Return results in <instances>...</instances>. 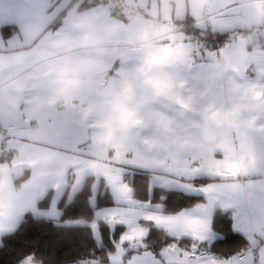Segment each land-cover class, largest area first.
Returning a JSON list of instances; mask_svg holds the SVG:
<instances>
[{
    "label": "crops",
    "instance_id": "obj_1",
    "mask_svg": "<svg viewBox=\"0 0 264 264\" xmlns=\"http://www.w3.org/2000/svg\"><path fill=\"white\" fill-rule=\"evenodd\" d=\"M56 1L0 0V57L3 60V70L0 71V127L3 129L0 132V156L9 155L11 158L9 162L0 160V167L13 180L27 170L21 187L18 183L8 187L9 199L13 205L9 213L23 215L30 209V199L35 198L33 202L39 210L37 216L57 218L56 203L64 191L68 177L72 176V182L67 197L73 193L72 185L76 181L71 166L73 154L67 153L62 147L63 125L69 122L83 136L85 145L99 153V157H90L98 165V177L93 176L102 178L107 189L109 187L104 178V155L107 154L109 166H115L114 146L127 148L129 159L147 165V168H136L151 171L148 189L149 186H160L202 197V201L181 209L191 211L194 205L204 206L202 215L209 225L206 242H212L220 236L211 226L213 213L219 209L230 215L233 230L242 234L249 243L255 236L264 245V239L258 234L260 230H264V159L254 161L250 167L245 161L235 159L232 149L241 143L240 137L216 120L219 110L224 107L234 109L245 98L257 96L258 92L261 93L258 97L264 99V48L259 42L254 39L253 44H245L247 39L239 37L236 32L218 51L204 48L199 40L193 39L173 20L162 23L157 17L155 19L144 10H139L132 15L126 14L128 19L123 21L112 16L110 8L104 4L81 11L71 10L60 25L54 29H46L57 11ZM257 2L264 5V0ZM52 4L54 7L50 9ZM221 7L223 12L235 9L232 24L225 28L213 25L212 19L219 14L210 11L203 16L207 26L205 29L232 32L256 27L252 23L251 10L242 7L241 0H222ZM73 16H79L81 20L70 22L69 18ZM191 20L195 25L193 17ZM4 27L11 29L4 34ZM140 30L151 33L162 44L190 50L193 57L187 61H172L167 66V71L179 72L181 78L160 99H154V88H137V103L144 109L145 119L148 121L143 133L146 139L142 144L117 143L98 148L92 135L100 126L99 121L112 97L120 89L139 80L143 50L127 46L125 39ZM53 38L66 41L63 54H52ZM98 48L103 49V56L96 59L87 71H81L77 57L90 56ZM225 51L246 57L245 68L235 73L243 82L242 87L233 91L225 79L214 78V94L228 96L229 100L227 104L216 100L206 101L203 94L208 89L198 95V90L190 86L191 81L194 78L206 79L210 75L212 61ZM63 74L88 89V104L94 109L93 114L87 115L84 111H78L64 100L57 101L51 94ZM161 121L166 122V126H162ZM209 122L218 129L215 141H206L200 136L199 127ZM170 132L174 135L169 138L167 134ZM160 137H166L161 150L151 152L146 147L147 138ZM255 150L264 155V140L257 141ZM174 160L187 162L193 169H203L204 171L195 173V178L214 179L203 184H195L192 179L182 180L180 178L186 173L174 166ZM161 162H165L163 166ZM233 163H242L247 172L236 176L208 175L209 171L226 172L227 165ZM169 172L174 173L180 183H185L184 186H162L157 183L155 176L158 173ZM93 183L96 186L94 181ZM57 184L61 186L59 190L56 189L57 197L51 195L49 206L38 208V199L45 194L46 189H51L53 193ZM208 185H216L218 189L211 197L203 190ZM108 191L113 204L103 207H112L118 203L114 199L116 192L110 189ZM92 196L89 198L91 204L94 202ZM53 208L55 214L49 215ZM256 259L258 264V253Z\"/></svg>",
    "mask_w": 264,
    "mask_h": 264
},
{
    "label": "snow or ice",
    "instance_id": "obj_2",
    "mask_svg": "<svg viewBox=\"0 0 264 264\" xmlns=\"http://www.w3.org/2000/svg\"><path fill=\"white\" fill-rule=\"evenodd\" d=\"M221 3L222 0H210L209 11L223 14ZM2 70L3 60L0 57V71ZM256 95L259 96L261 93L258 92ZM161 124L166 126L164 121H161ZM63 128L62 147L67 153L73 154L71 166L76 181L72 185V192H75L88 175L98 177L96 171L98 165L90 157H99V153L85 145L83 136L69 122H65ZM114 148L115 166H109L107 154L104 155L106 161L104 178L113 191L119 194V202L112 207L94 208L90 217L63 222V227L84 229L86 239L75 259L63 261L62 264H257V253L258 264H264V245H261L255 236L250 239L248 247L241 248L228 256L221 257L206 250L209 225L202 215L204 206L194 205L191 211L181 209L170 212L165 210L163 203L164 195L170 193L159 195L157 200L151 197L134 198L131 189L123 180V175L127 168H147V165L129 159L127 155L129 149L120 146ZM164 163L161 162L162 166ZM173 163L175 167L186 173L180 178L182 180L190 181L197 176L195 173L204 171L200 168L193 169L187 162L174 160ZM241 172L246 173L247 168L242 163H233L227 165L226 172L209 171L208 175L236 176ZM155 179L162 186L185 184L180 183L171 172L158 173ZM55 187L57 190L61 188L59 184ZM203 190L209 197L218 191L216 185H208ZM34 199L31 198L29 201V213L33 217L39 215ZM54 214L53 208L49 215ZM27 222L28 214L0 215V238L4 241L6 237L15 236ZM258 234L264 239V230H260ZM0 247H4V244ZM18 264H44V262L36 260L33 253L27 254Z\"/></svg>",
    "mask_w": 264,
    "mask_h": 264
},
{
    "label": "clouds",
    "instance_id": "obj_3",
    "mask_svg": "<svg viewBox=\"0 0 264 264\" xmlns=\"http://www.w3.org/2000/svg\"><path fill=\"white\" fill-rule=\"evenodd\" d=\"M242 7L252 12L253 26H264V5L257 0H241ZM70 22H79V16L70 17ZM110 31V30H106ZM254 39H247L245 44L251 45ZM66 41L53 38V55L63 54ZM125 44L132 48L143 50V62L139 68V80L131 85L120 89L111 99L106 112L99 121V127L92 135L93 142L98 148L110 147L112 144L140 145L146 139L144 129L148 121L145 119L144 109L137 103V88H154V99H160L167 95L175 82L181 78L179 72L167 71V66L175 60H190L193 53L188 49L170 47L160 43L155 36L143 30L128 35ZM102 48L95 50L94 54L87 57H77L81 71H87L96 59L103 56ZM246 66V57L235 52L225 51L212 61L210 75L206 79L194 78L190 86L203 94L206 101L216 100L227 104L228 96H216L212 91L215 79H225L233 91L242 87V81L235 73ZM51 90V94L57 101L64 100L68 105L78 111H84L87 115L94 113V109L88 104V89L80 82L71 79L67 74L59 77ZM241 113L243 115H241ZM216 120L227 126L240 137L241 143L233 147L232 153L235 159L245 161L250 167L253 162L264 159V155L255 150L257 141L264 140V99L258 96H249L234 109L224 107L216 114ZM138 121V123H132ZM200 136L206 141H215L218 129L215 124L209 122L199 127ZM174 133H168L172 137ZM146 147L153 153L161 150L166 137L156 139L147 138ZM18 190V189H17ZM12 202L9 199L7 186L5 193L0 198V215H8L12 211ZM3 239L0 238V246Z\"/></svg>",
    "mask_w": 264,
    "mask_h": 264
},
{
    "label": "trees",
    "instance_id": "obj_4",
    "mask_svg": "<svg viewBox=\"0 0 264 264\" xmlns=\"http://www.w3.org/2000/svg\"><path fill=\"white\" fill-rule=\"evenodd\" d=\"M117 0H68L66 4L57 9L56 13L51 17L46 29H54L60 25L65 16L71 10L81 11L98 4L108 5L110 14L117 19L126 21L127 15L125 11L113 7V3ZM52 6L50 9H52ZM192 17L186 15L184 19H177L175 23L181 26L184 31L190 33L192 38L203 43L210 41L211 30H202L193 25ZM11 28L4 27L2 32L5 34ZM243 29L238 31H246ZM220 44L229 40V33L212 31ZM259 42L258 39H255ZM260 44V42H259ZM261 46V44H260ZM262 47V46H261ZM213 49V46H209ZM1 155L0 159H6ZM151 174L150 170L131 167L127 168L123 179L131 188L132 196L138 199L152 198L157 200L159 195H164V205L167 211H178L181 208L193 205L202 201L200 195L191 194L176 189L153 186L151 192L148 189V180ZM27 176L25 172L21 178ZM20 178V177H18ZM17 179V178H16ZM214 178L199 177L192 179L195 184H203ZM18 180H16L17 182ZM93 175L85 177L82 185L76 190L71 197L68 196V190L72 182V176L68 177L64 191L56 203L58 210L57 218H49L44 216L33 217L30 211H25L23 215L28 214V222L23 225L22 229L11 237H6L3 241L4 247H0V264H18V262L26 257L27 254H35L36 260H43L44 264H62L63 261L73 260L81 250L82 244L86 239L85 231L82 228L63 227V222L75 220L77 218H87L92 215L93 209L96 207L109 206L113 204L111 193L108 191L102 178L98 179L95 192L94 202L91 204L89 198L92 196ZM51 189L37 201V207L47 208L49 206ZM231 217L227 212L219 209L215 210L212 216V229L220 236L212 242H206L208 251L223 256L231 255L233 252L248 247L249 241L239 232L233 230L230 223Z\"/></svg>",
    "mask_w": 264,
    "mask_h": 264
},
{
    "label": "rangeland",
    "instance_id": "obj_5",
    "mask_svg": "<svg viewBox=\"0 0 264 264\" xmlns=\"http://www.w3.org/2000/svg\"><path fill=\"white\" fill-rule=\"evenodd\" d=\"M66 2H68V0H57L56 1V6H57L56 9L64 6L66 4ZM209 3H210V0H117L115 3H113V7H115V4H116V7L119 10L125 11V13L128 15H132L133 13H135L136 11H139V10H144L146 13L153 16L154 18L157 17L158 20H160L162 23H164L165 21L168 22L169 20H173V22H175L176 19H184L186 17V15L188 14V15H191L193 17L195 25L197 27H199L201 29V32H202V30H204L207 27L205 25V21H204L203 16H204V14L210 13ZM233 15H235L234 14V8L229 9L226 12H223V14L216 15L212 19L214 21L213 25L215 24L218 27L225 28V27H227L226 25L232 24V22L234 20V17H232ZM231 27H233V26H231ZM256 27H260V28L264 29V26H256ZM229 29H231V28H229ZM236 32H239V31H232L231 33H229V39ZM188 34H190V33H188ZM6 157H7L6 159H4V160L0 159V160L5 161V162H9L11 159L10 156L8 155ZM99 164L101 165L102 161H100ZM5 171L6 170H2V168L0 167V198L3 197V195L5 193L6 186H7V190H8L9 185H11L13 187L14 184H16V183H18L19 184L18 186L21 187V184H23V179L25 178V177L21 178V176L23 175V174H21V175H18V177H20V178L16 177L17 179L14 178V180H13V178L9 177ZM99 171L101 172L102 170H99ZM25 172H27V170ZM96 178L94 177V182L97 186L99 178H97V179ZM16 180H18V181L16 182ZM124 182L127 184V182L125 180H124ZM106 184L109 187L108 189L113 191L111 185H109L107 181H106ZM93 185H94V183H93ZM96 186L92 188V192H93L92 198L95 197ZM47 191L48 190L46 189V192ZM53 191H54L53 193L52 192L50 193V197L53 194L55 195V197H57L55 186H54ZM8 192H9V190H8ZM115 194H114V199L117 202H119L118 201L119 195H117V194L115 195ZM71 195L69 197H71ZM58 198H60V197H58ZM54 202H55V200H54ZM52 206H54V203H52ZM41 209H43V208H41ZM28 211H30V209Z\"/></svg>",
    "mask_w": 264,
    "mask_h": 264
},
{
    "label": "built area",
    "instance_id": "obj_6",
    "mask_svg": "<svg viewBox=\"0 0 264 264\" xmlns=\"http://www.w3.org/2000/svg\"><path fill=\"white\" fill-rule=\"evenodd\" d=\"M236 34H238L239 37L245 38V39H258L262 48H264V29L260 27H255L250 30L246 31H239ZM235 35V34H234ZM210 41L207 43H203L202 47L209 48V46H213V49L219 50L221 46L225 45L227 43V40L223 42V44H220L218 42L217 36L211 31L210 32ZM3 129L0 127V132H2Z\"/></svg>",
    "mask_w": 264,
    "mask_h": 264
}]
</instances>
